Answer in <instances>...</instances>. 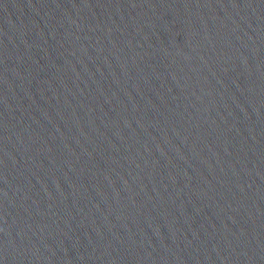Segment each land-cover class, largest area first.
Instances as JSON below:
<instances>
[{"label": "water", "instance_id": "water-1", "mask_svg": "<svg viewBox=\"0 0 264 264\" xmlns=\"http://www.w3.org/2000/svg\"><path fill=\"white\" fill-rule=\"evenodd\" d=\"M0 264H264V0H0Z\"/></svg>", "mask_w": 264, "mask_h": 264}]
</instances>
